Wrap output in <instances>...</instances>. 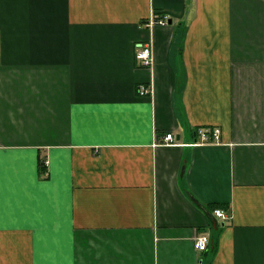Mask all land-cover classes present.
I'll return each mask as SVG.
<instances>
[{
  "label": "crops",
  "instance_id": "0c3cea01",
  "mask_svg": "<svg viewBox=\"0 0 264 264\" xmlns=\"http://www.w3.org/2000/svg\"><path fill=\"white\" fill-rule=\"evenodd\" d=\"M0 264H264V0H0Z\"/></svg>",
  "mask_w": 264,
  "mask_h": 264
},
{
  "label": "built area",
  "instance_id": "2783aa9c",
  "mask_svg": "<svg viewBox=\"0 0 264 264\" xmlns=\"http://www.w3.org/2000/svg\"><path fill=\"white\" fill-rule=\"evenodd\" d=\"M158 25H167L168 16L161 15L156 18H150L147 21H142L141 25L153 26ZM135 60L143 66H151L153 63V56L151 52L150 42L139 43L135 49ZM136 91L139 95H146L151 92V87L147 84L140 83L136 86ZM199 139L201 142H215L220 138V130L218 127H206L202 128L198 132ZM163 140L165 143H175V137L172 133H167L164 135ZM47 159H43L41 164L43 167L47 166ZM214 214L222 219L227 218L226 212L221 208L214 209ZM209 242V234L206 232H199L193 238V246L198 251H204L207 249Z\"/></svg>",
  "mask_w": 264,
  "mask_h": 264
},
{
  "label": "water",
  "instance_id": "95a60500",
  "mask_svg": "<svg viewBox=\"0 0 264 264\" xmlns=\"http://www.w3.org/2000/svg\"><path fill=\"white\" fill-rule=\"evenodd\" d=\"M191 199L197 204L199 205L203 210L207 211V209L205 208V206H203L200 202H198L193 196H190Z\"/></svg>",
  "mask_w": 264,
  "mask_h": 264
},
{
  "label": "trees",
  "instance_id": "16d2710c",
  "mask_svg": "<svg viewBox=\"0 0 264 264\" xmlns=\"http://www.w3.org/2000/svg\"><path fill=\"white\" fill-rule=\"evenodd\" d=\"M215 207H216V206H212V207H211V210H214Z\"/></svg>",
  "mask_w": 264,
  "mask_h": 264
}]
</instances>
